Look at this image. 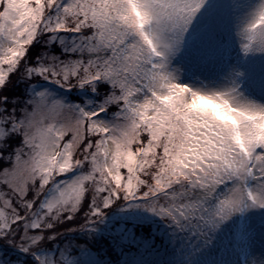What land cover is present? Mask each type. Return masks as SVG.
Here are the masks:
<instances>
[{"label": "snow or ice", "instance_id": "snow-or-ice-1", "mask_svg": "<svg viewBox=\"0 0 264 264\" xmlns=\"http://www.w3.org/2000/svg\"><path fill=\"white\" fill-rule=\"evenodd\" d=\"M0 264H264V0H0Z\"/></svg>", "mask_w": 264, "mask_h": 264}]
</instances>
